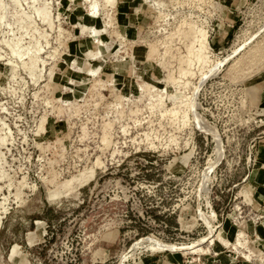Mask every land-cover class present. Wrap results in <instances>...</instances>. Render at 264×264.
I'll return each instance as SVG.
<instances>
[{"label":"rangeland","instance_id":"1","mask_svg":"<svg viewBox=\"0 0 264 264\" xmlns=\"http://www.w3.org/2000/svg\"><path fill=\"white\" fill-rule=\"evenodd\" d=\"M119 1L0 0V264H264V0Z\"/></svg>","mask_w":264,"mask_h":264},{"label":"crops","instance_id":"2","mask_svg":"<svg viewBox=\"0 0 264 264\" xmlns=\"http://www.w3.org/2000/svg\"><path fill=\"white\" fill-rule=\"evenodd\" d=\"M123 1H119V3L121 4L120 8L122 9L120 11L121 15L125 13L123 10L124 9ZM261 101H262V105L264 106V97L262 98ZM257 153L259 159L256 161V163L254 164L253 168L250 171L249 182L250 183L253 182L255 185H257L256 187L257 189H255L256 190L255 194L254 195L252 194L253 198L258 197V199L264 204V135L260 138V140H258ZM161 256H167V255H161ZM149 264H160V263L154 261Z\"/></svg>","mask_w":264,"mask_h":264},{"label":"bare ground","instance_id":"3","mask_svg":"<svg viewBox=\"0 0 264 264\" xmlns=\"http://www.w3.org/2000/svg\"><path fill=\"white\" fill-rule=\"evenodd\" d=\"M93 8H94V6H93ZM202 36V35H201ZM202 43H203V41H202ZM217 147V146H216ZM211 167V166H210ZM209 167V168H210ZM207 170H208V168H207ZM207 190V189H206ZM1 204V203H0ZM212 213H213V211H212ZM212 215H214V214H212ZM1 217H2V215H0V219H1ZM213 230V229H212ZM211 232H213V231H211ZM208 235V234H207ZM207 235H205V236H203V237H201V238H199V239H197V240H195V241H193L191 244H188V245H186V246H183V245H176V244H174V243H165V242H158V241H156V240H154V239H148L147 241L145 240H143V241H141V242H139V243H137L136 245L134 244V246H133V248L134 247H138V245H145L146 247H153V251H155V250H159V248L160 249H165V248H187V250H190V248L191 249H195L197 246H200L201 245V243L203 242L204 243V241H206V239L209 237V236H207ZM242 235V234H241ZM221 237H223L222 235H219L218 236V239L220 240H222V242H223V240H226L227 238H221ZM210 239V238H209ZM211 240H212V238H211ZM220 240V241H221ZM154 247L156 248V247H158L157 249H155L154 250ZM149 248V249H150ZM198 248V247H197ZM196 250V249H195ZM194 250V251H195ZM199 250V249H198ZM191 252H193L192 250H191Z\"/></svg>","mask_w":264,"mask_h":264}]
</instances>
